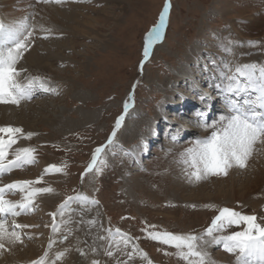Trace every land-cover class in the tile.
I'll list each match as a JSON object with an SVG mask.
<instances>
[{"label": "rangeland", "instance_id": "rangeland-1", "mask_svg": "<svg viewBox=\"0 0 264 264\" xmlns=\"http://www.w3.org/2000/svg\"><path fill=\"white\" fill-rule=\"evenodd\" d=\"M260 1L170 0L169 23L164 38L152 46L148 59L144 60L146 34L157 23L165 0H125L122 8L115 9L120 24L110 23L102 30V34L108 35L112 41L109 48L96 40L77 36L75 37L76 51L65 50L66 55L73 57L72 62L53 60L51 62L53 70L48 69V71L44 68L30 71L27 69L21 73L22 81H25L26 77H43L56 91L47 92V95L40 97L34 95L25 102L23 109L17 108V111H27L32 107L33 102L37 103L40 99L52 97L69 108L66 117L77 123L72 129L64 131L58 129L56 136H51L53 128L48 124H42L43 135L46 134V137L52 138L35 142L36 148H40V152L36 154H46L51 157L53 160L49 165L64 166L68 181L58 186L47 182H40L38 185L58 189L59 206L68 196L74 195L82 187L100 200L107 214L108 225L104 224V215L102 216L97 209L89 206V212L97 224H92L90 227L95 230L97 239L94 241L107 260L106 264H117L118 261L120 264L140 263L136 258L137 253L132 251L131 242L127 249L133 253L131 258L123 251L115 249L114 246V255L111 257L105 255L108 241L100 240L98 237L108 236L105 230L109 228L120 229L136 238L158 263L186 264L175 255H166V252H175V249L152 240L148 232L166 230L173 233L198 234L211 223L220 207H229L246 215H255L257 222H264V208H261L257 199L259 196H255L245 205L230 200H216L213 197L203 201H183L177 198L170 189L172 180L169 173L171 171L189 183L191 187L193 186L192 188L203 185L206 181L211 182V178L227 176L209 175L198 182H190L183 171L184 166L179 163L180 153L185 147L190 146V143L178 144L191 140L192 136L173 141L172 137H168L166 133L168 130L164 123L167 120L155 118V109L165 103L167 94L160 84L165 79L172 78L175 70L181 69L185 64L188 65L187 50L196 47L210 49L209 41L211 40L215 50H221L224 58L228 57V53L221 49V45H229L230 41L232 43L229 46L238 44L237 36L230 28V20L243 17L248 13H255ZM83 3L84 1L80 2V4ZM89 4L94 8L112 5L107 2L95 3V1L88 2V7ZM216 54L214 52V55ZM206 58H209V55H206ZM72 77L77 81L79 92L83 93V96L69 92L70 85L68 87L65 79ZM130 94L131 100H129ZM126 101L130 104L128 114L117 129L113 143L107 145L100 155L105 163L100 165L99 172H89L82 177L81 174L91 161L94 150L107 144L116 119L124 113ZM164 105L170 116L174 115V110L176 112L179 110L178 116L174 115L178 118L175 123L186 127L189 121L188 115L192 116V111L189 110L186 113L181 110L184 103L177 108L171 104ZM83 111L95 114L93 119H85L82 115ZM156 125L160 128L158 132ZM125 126L128 127L126 131H124ZM153 130L157 132L158 140L152 139V141H158L157 144H151ZM144 136H148L147 141L150 142L148 143L149 153H147L149 157L141 156L143 159L137 162L132 149L136 145H142ZM170 144L174 151L168 153L167 147ZM172 166L174 169L171 168ZM206 205L215 207H205ZM77 208H73L74 212L78 211ZM8 220L9 218H6V221ZM152 225L155 229L149 227ZM239 230L242 229L233 227L228 231ZM111 239L118 242L120 237L113 236ZM213 249L214 251L209 246L207 248L212 259L216 254L222 253V256L223 254L231 255V260L235 261V255L224 251L222 246Z\"/></svg>", "mask_w": 264, "mask_h": 264}, {"label": "bare ground", "instance_id": "bare-ground-1", "mask_svg": "<svg viewBox=\"0 0 264 264\" xmlns=\"http://www.w3.org/2000/svg\"><path fill=\"white\" fill-rule=\"evenodd\" d=\"M81 1H84V3L80 4ZM92 1L100 4L104 2L112 3V5L94 8L89 4L90 6L88 7L87 3ZM92 1L64 0L63 3H44L42 0H0V19L5 23H13L27 18V22L35 26L36 34L34 43L28 51L24 53L17 67L19 69L38 71L44 68L47 70L52 69L53 65L51 62L53 60L72 62L73 57L71 55H66L65 50L76 51L77 40L75 37L77 36L96 40L104 47L109 48L112 41L108 35L102 34V30L110 23L115 22V25L120 24L115 9L122 8L123 5H125V0ZM256 10L255 13H248L243 17L230 20L229 25L237 36L238 44L230 46L232 52L228 53V57L224 58V54L221 50L216 51L214 43L209 39L210 49L205 50L203 47H196L187 50L186 63L188 65L183 64L184 66L181 69L175 70L172 78L165 79L161 82L160 85L167 93L165 98L166 104L174 105L175 108H177V106L184 103L181 110L186 113H188L189 110L192 111V116L191 114L188 115L189 121L186 127H184L181 124L175 123L178 121V118H175L174 115L178 116L179 110L178 112L174 110V115L171 114L170 116L167 113L168 110L164 105L165 103L155 109V118L157 120L158 118H163L165 121L167 120L164 125L166 124L168 130L166 133L168 137L177 135L178 140L180 138L183 140L192 136L191 140H187L178 145H183L184 143L189 144L197 137L196 134H199L198 136H206L208 134V132L200 127L195 109L201 106L204 109L203 112H206L207 115L210 113V117L212 116L211 112L217 110L218 97L216 94L218 93L214 85L221 82L217 78V65L223 64L224 61L239 62L242 64L250 62L264 64V0L260 1L259 7ZM41 29H51V35H49L47 39L43 38L46 33ZM249 42L255 43L250 44ZM221 47L223 50L224 47L222 45ZM214 52L217 54L214 55ZM206 55H209V58H206ZM19 79L21 80L22 78ZM65 81L68 87L70 85L69 92L80 94L77 81L73 77L65 79ZM35 95L40 97L41 95H47V93L38 92ZM80 95L83 96L84 94L82 93ZM202 95H207L208 99L202 102L200 99ZM25 102H27V100L21 101L19 106L0 104V126L20 127L24 130L25 134L29 132L35 133L30 139L25 137L18 139L17 143L12 146V149H9L8 159H12V152L16 148L32 147L35 149L36 162H38V165H36L35 162L23 168H14L11 172L5 173L0 177V186L16 180L35 181L41 174H43V179L40 182H47L53 186L61 185L68 181V175L64 171L59 173H44V170L53 159L46 154H36V152H40V148H36L35 142L38 143L51 140V136L58 135V129L63 131L72 129L77 123L66 117L69 108L57 102V99L52 97L40 99L37 103L33 102L34 104H31L32 107H30L29 110L17 111V108L23 109ZM223 105L222 103L220 104L223 110L222 112L225 110ZM171 108H173V106H171ZM11 110L14 111L12 112ZM180 114L184 113L180 112ZM82 115L88 120L93 119L95 114L89 111H83ZM219 115L220 114H218V116ZM42 124H48L53 128V132L50 131L51 136L46 137V134L45 136L43 135ZM139 124L141 125V123ZM155 124L157 123L155 122ZM157 127L156 131L158 132L160 128L159 126ZM127 129L128 127L126 128L125 126L124 131ZM156 131L153 130L154 133L152 134L154 136H151V144H157L158 142L152 141V139H156ZM147 139L148 136H144L142 145H136V147L132 149V154L135 155L134 158L137 162H140L143 157H149L147 153H149L148 143L150 144V142L147 141ZM167 148L168 153L174 151L172 144ZM256 148L258 151L253 153L246 168L233 167L229 169V173L226 175L227 177L217 179L211 178V182L207 183L206 181L203 185L196 186V188H192L193 186L191 187L189 183L180 179L175 172L171 171L169 173L172 180L170 189L177 198L183 201H203L213 197L216 200H230L231 202H241L245 205L255 196H259L257 199L260 202L261 208H264V145L257 144ZM144 153L146 154L145 156L143 155ZM51 154L53 155V153ZM171 168L174 169L173 166ZM38 184L34 186L39 187ZM78 193L87 195L89 198L99 201V203L96 205L82 206L81 204L72 202L69 208L64 210L63 219L67 220L71 218L73 221L70 225L73 231L72 234L69 235L67 241L61 242L60 233H52L51 224L53 222V217L50 214L58 211V201L60 198L58 189H54L52 193H46L37 197L35 200V210L14 218L18 224L39 225V227L18 229V231L22 233L23 243L6 245L10 250H2V254H0V264H30V261L38 259L48 250L50 239L56 241L49 253L50 256H54L57 251H61L64 248L71 249L67 256L63 260L58 261L57 264H92L93 260H99L100 264H106L107 260L102 256L101 251L98 250L96 242L94 241L97 238L94 233L95 230L92 229L93 227H90L92 224L89 222L94 219L89 212V206H92L93 209H97L102 216L104 215V224L106 226L108 225L106 219L107 214L96 196L86 192L83 187L72 196ZM22 195V193L16 191L14 193H6V198L19 200L22 198ZM74 207H78V211L74 212ZM8 218L9 220L6 221V223L11 231L13 217L8 216ZM55 219L56 222L59 223L61 217L57 215ZM81 221H83V223H81ZM45 225H49V227H45ZM95 227L97 228V226ZM114 231L115 230H113V232ZM121 232L125 233L123 231ZM128 236L131 238L132 245H138L139 249L147 253L148 260H151L152 264H161L153 260L152 256L141 246L136 238L130 234H128ZM209 247L214 251L213 248L219 246L209 245ZM77 248L83 249L86 255H81L80 252L76 250ZM92 248H96L97 251L92 252ZM221 254H216L213 258L217 261V264H236V261L231 260V255L223 254L222 256ZM136 258L140 261L139 264H147V260H144L140 255L137 254Z\"/></svg>", "mask_w": 264, "mask_h": 264}, {"label": "snow or ice", "instance_id": "snow-or-ice-1", "mask_svg": "<svg viewBox=\"0 0 264 264\" xmlns=\"http://www.w3.org/2000/svg\"><path fill=\"white\" fill-rule=\"evenodd\" d=\"M44 3H63L64 0H42ZM171 8L170 0H165L163 9L159 14L157 23L146 34L144 46V60H147L150 49L158 41L163 40L165 30L169 23ZM46 33L45 39L51 35V29H41ZM36 34L35 26L27 22V18L5 23L0 19V104H12L19 106L21 101L31 99L38 92H55L56 89L49 86L48 81L39 76L26 77L25 81L19 78L24 69H19L17 64L25 52L34 43ZM232 42H229V45ZM254 44L255 42H249ZM229 45H224V51L231 53ZM143 65V61H141ZM218 79L220 83L214 85L218 95H223L225 100L224 112L218 118L208 120L206 112L197 111V121L206 132V136H197L180 153L179 163L184 166L183 171L190 182H198L206 179L209 175H228L229 169L233 167L246 168L253 153L258 151L257 144L264 145V64L259 62L239 63L226 61L217 65ZM131 94L129 100H131ZM201 101L208 99L207 95L200 97ZM130 104L125 102L124 113L115 122L112 134L107 144L97 147L91 161L81 174L83 177L89 172H99L100 165L105 161L100 158L104 148L112 144L117 129L120 128L125 116L128 114ZM35 133H26L20 127L0 126V177L11 172L14 168H23L26 165L36 162L35 149L32 147L16 148L12 152V159H8L9 149L17 143L21 137L30 139ZM7 137V138H5ZM173 141L178 140L177 135L172 136ZM143 142V141H141ZM131 155V153H126ZM64 166L49 165L44 173L63 172ZM43 179V174L33 180H16L0 186V254L2 250H10L6 245L23 243L22 233L18 229L27 227H39V225L18 224L15 217L27 214L35 210V200L38 196L54 191L51 187H36ZM19 191L22 198L11 200L6 198V193ZM72 202L86 205H96L99 201L89 198L87 195L78 193L75 196H68L59 206L57 212L50 215L53 217L51 224L52 233H60L61 242L67 241L73 229L71 218L65 220L64 210L69 208ZM194 207V205H193ZM205 207H215L206 205ZM59 215L61 220L56 222ZM8 216L13 217L11 231L6 223ZM83 223V221H81ZM90 224L96 222L90 221ZM49 227V225H45ZM155 229V226H149ZM237 227L242 230L228 231ZM108 236L98 237L100 240H107L108 247L105 255L113 256V246L121 250L130 258L132 252L127 251L131 238L120 229L105 230ZM227 234H224L226 233ZM119 236L120 240L114 242L111 238ZM148 236L157 242L175 249V252L166 255H175L186 264H217L207 251L209 245L222 246L224 251L234 254L236 264H264V222H257L255 215H246L229 207H220L217 214L212 218L211 223L200 233H173L169 231H149ZM55 240L50 239L48 250L38 259L30 261V264H57L63 260L71 251L64 248L50 256V251ZM122 245V247H121ZM133 251L140 255L147 264V253L139 249L138 245H131ZM81 255H86L83 249L77 248ZM96 252V248L91 249ZM92 264H100L99 260H93ZM117 264H120L118 261Z\"/></svg>", "mask_w": 264, "mask_h": 264}]
</instances>
